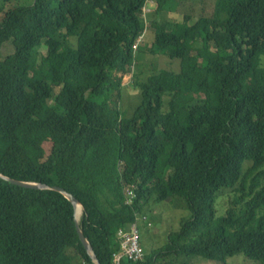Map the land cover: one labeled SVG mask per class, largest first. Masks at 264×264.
Here are the masks:
<instances>
[{
    "label": "trees",
    "instance_id": "16d2710c",
    "mask_svg": "<svg viewBox=\"0 0 264 264\" xmlns=\"http://www.w3.org/2000/svg\"><path fill=\"white\" fill-rule=\"evenodd\" d=\"M153 1L159 14L170 0ZM147 5L0 0V175L77 199L100 264H264V88L246 87L264 75V0H215L193 24L160 25ZM149 25L151 52L180 70L142 83L135 47ZM126 79L141 90L130 118L104 106ZM175 197L190 214L169 243L146 252L139 234L143 259L117 263L119 231ZM75 215L62 194L0 177V264H95Z\"/></svg>",
    "mask_w": 264,
    "mask_h": 264
},
{
    "label": "rangeland",
    "instance_id": "374dc122",
    "mask_svg": "<svg viewBox=\"0 0 264 264\" xmlns=\"http://www.w3.org/2000/svg\"><path fill=\"white\" fill-rule=\"evenodd\" d=\"M35 0H9L10 7L16 6H28L31 5ZM215 0H170L165 3L161 13L157 14L159 4L153 0H148L146 13H154V21L162 25L165 22L170 23L176 21H183L186 17V21L193 24L198 21L200 17L209 16L213 11V5ZM147 10V11H146ZM156 13V14H155ZM189 17V19H188ZM155 29L148 26L147 30L143 34V37L139 41H142L145 46L135 47L136 49V64L135 74L139 77V80L143 83L149 76L158 72L160 69H168L172 71H179V61H171L169 58L157 54L154 55L151 49L155 42ZM98 79V72L92 73L91 76H87L88 83H95ZM140 84V83H139ZM262 87L264 88V75H254L247 83L248 88ZM257 88V89H262ZM264 90V89H263ZM117 100V99H116ZM118 101V100H117ZM141 103V90L139 86L132 84V79L125 80L122 96L118 102H114L112 105L105 103V109L112 114H120L125 118H130L134 110ZM47 154L50 153V147L45 146ZM183 200L180 198H172L161 204L149 205V214L146 216V220H139L137 223L138 230L140 231L141 244L145 248L146 252L152 249H157L165 244L168 235L176 233L181 227L183 219L189 216V210L186 208ZM222 215V214H221ZM182 219V220H181ZM167 241V243H166ZM240 259L231 261L230 264H241ZM166 263L170 264H214L208 263L195 257L181 256H170ZM226 264V263H220ZM248 264V263H246Z\"/></svg>",
    "mask_w": 264,
    "mask_h": 264
},
{
    "label": "water",
    "instance_id": "95a60500",
    "mask_svg": "<svg viewBox=\"0 0 264 264\" xmlns=\"http://www.w3.org/2000/svg\"><path fill=\"white\" fill-rule=\"evenodd\" d=\"M0 177L2 179H4V180L16 185V186H20V187H23V188L32 189V190H52V191H56V192L62 194L64 197H66L73 204V206L75 208V211H76L78 206H80L82 208V211H83V206L81 205V203L77 199H75L70 193L66 192L64 189H62L60 187L51 188V187H49L47 185H43V184L25 183V182H21V181H16V180L4 177L2 175H0ZM75 216H76V226H77L78 234H79V237H80V241L82 242L84 248L86 249L87 253L91 257L93 262L95 264H100L99 260L96 257V254L94 253V250H93L91 244L85 238V236L83 235L82 231L79 228L78 219H79L80 215L78 217H77V215H75Z\"/></svg>",
    "mask_w": 264,
    "mask_h": 264
},
{
    "label": "built area",
    "instance_id": "2783aa9c",
    "mask_svg": "<svg viewBox=\"0 0 264 264\" xmlns=\"http://www.w3.org/2000/svg\"><path fill=\"white\" fill-rule=\"evenodd\" d=\"M118 236L122 240L121 250L125 257H128L133 261H139L143 259L144 254L139 246V236L136 227H132L130 231L127 232L121 231L119 232ZM121 258L122 256L118 255L116 256L115 261L119 263Z\"/></svg>",
    "mask_w": 264,
    "mask_h": 264
},
{
    "label": "bare ground",
    "instance_id": "6f19581e",
    "mask_svg": "<svg viewBox=\"0 0 264 264\" xmlns=\"http://www.w3.org/2000/svg\"><path fill=\"white\" fill-rule=\"evenodd\" d=\"M145 8V7H144ZM147 9V8H146ZM147 11V10H146ZM141 39V38H140ZM143 41V40H142ZM137 44V43H136ZM127 197V196H126ZM128 200V199H127ZM81 214H82V208L80 207V206H78L77 207V209H76V215H77V217L80 215L81 216ZM80 216H79V218H80ZM138 218V217H137ZM78 221H79V219H78ZM76 224V223H75ZM132 227H136V229H137V231H138V236H139V230H138V228H137V225H133ZM121 231H124V230H121ZM121 231H119V232H121ZM124 232H127L126 230L124 231ZM119 234V233H118ZM119 237V236H118ZM168 240V239H167ZM140 243H142V242H140ZM139 246H140V248H141V250H142V252H143V254H144V250L142 249V247H141V245L139 244ZM158 249V248H157ZM120 255L122 256V257H125V255L123 254V252H122V250H121V253H120ZM140 261V260H139Z\"/></svg>",
    "mask_w": 264,
    "mask_h": 264
}]
</instances>
